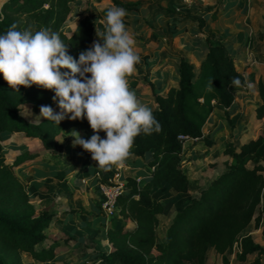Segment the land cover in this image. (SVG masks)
I'll list each match as a JSON object with an SVG mask.
<instances>
[{"label": "trees", "instance_id": "trees-1", "mask_svg": "<svg viewBox=\"0 0 264 264\" xmlns=\"http://www.w3.org/2000/svg\"><path fill=\"white\" fill-rule=\"evenodd\" d=\"M74 1L3 0L0 34L12 24H16L18 30L33 33L48 29L59 33L68 46V54L78 59L81 51L91 47L96 28L104 31L109 8L102 15L91 12L78 17L69 32L65 25ZM111 2L125 10L138 5L137 2ZM204 39V55L198 68L178 55L177 85L168 87L164 93L153 91L151 110L161 131L151 135L141 133L130 150L135 156L146 159L152 168L150 177L141 184L135 176L125 177L123 191L117 196V212L106 228L111 249L99 254L94 260L98 264H206L209 248L220 255L222 264H228L227 253L232 251L234 244L238 247L237 260L245 261L248 255L255 254L248 264L262 263L264 247L243 231L255 219L257 211L264 220V206H260L264 187V129L239 145L226 142L223 154L228 158L223 161V171L173 214L163 239L159 240L157 236L159 215L165 207L154 196V189L161 187L163 182L177 192L186 193L189 188V177L181 166L184 144L178 135L203 141L208 147L212 145V140L203 135L202 129L216 105L228 108L233 103L231 78L238 76L242 82L245 78L252 79L250 74L246 77L236 68L234 57L219 38L206 34ZM19 89V92L14 91L0 73V264H23L21 253L41 263L53 260L55 249L67 241L52 240L46 247L37 248L46 240L48 226L61 223V219L47 209L34 210L13 170L35 159L41 151L55 152V143L62 130L87 126L86 119L65 118L59 124L44 117L38 122L29 121L21 115V105H29L34 113L42 105L50 106L57 113L60 108L52 99L53 90L37 85H21ZM257 91L260 102L254 107V115L262 119V79L257 81ZM221 118L233 137L235 124L227 110ZM12 133L37 139L39 144L25 148L7 160L5 141ZM87 135L89 139L92 132ZM261 232L264 236V223Z\"/></svg>", "mask_w": 264, "mask_h": 264}, {"label": "crops", "instance_id": "crops-1", "mask_svg": "<svg viewBox=\"0 0 264 264\" xmlns=\"http://www.w3.org/2000/svg\"><path fill=\"white\" fill-rule=\"evenodd\" d=\"M118 1L138 3L133 9L126 10L127 14L123 18L126 30L135 41L134 52L139 56L134 73L127 79L129 89L134 91L137 99L149 108L154 106L153 91L164 93L168 87L177 85L178 55L184 56L195 68H198L204 55L206 34H213L219 38L226 50L234 57L236 68L244 76L247 77L249 74L252 76L250 81L247 80L254 85L252 89L246 84L240 88L231 86L235 96L233 103L228 108L216 105L209 115L202 132L212 140L211 147H206L203 141L196 139L185 142L181 166L189 177L187 192H191L189 198L175 204V213L224 169L220 161L214 160L217 164L212 168L207 164L201 168L197 166L196 170L191 163L184 165L185 153L188 154L187 156L195 155L199 161L205 158L207 149L210 152L212 146L216 147V137H221L220 147L223 149L227 140L235 139V144L239 145L264 129V118L258 119L254 115V107L260 102L257 81L259 79L264 81V0H208L205 3L198 0ZM74 4L77 6L76 9H83L84 14L97 12L102 15V12L108 8L119 7L113 5L111 0H75ZM74 11L73 5L71 12ZM93 40L103 43L96 34ZM225 110L235 124V133L231 138L228 126L221 118ZM38 116H40V108L36 113L27 115V119L38 122L43 118ZM73 130L78 131L84 139H88V132L93 134L88 121L87 126L64 129L57 137L55 152L41 151L35 159L14 168L29 195L31 204L41 210L56 212L61 219L60 224L67 225L70 230L69 235L74 237L68 241L69 245H65L68 250L65 249L60 254L55 251L56 258L53 262L56 259L68 261L73 255L83 261L95 260L102 251L111 249L106 237V228L111 218L107 220L101 213L98 181H106L108 176L118 171L122 180H125L127 175H131L140 178L138 183L141 184L150 177L152 170L145 158L137 157L131 152L123 166L113 165L108 170L99 168L89 152L79 145L72 146L73 138L68 133ZM99 134L102 138L106 136L103 131ZM15 139L21 142H14ZM29 139L32 138L25 137L21 133H12L5 143L12 144V148L18 153L24 148L38 146L37 139H32L35 145H29L27 142ZM193 180L196 181L194 184H192ZM165 187L170 189L169 193H174L170 186L163 182L161 187L153 191L154 196L160 201L163 198L157 195V191ZM260 206H264V187ZM165 211L159 215L157 228L159 240L163 239L165 229L174 214L165 218L162 224ZM251 223L252 221L249 225ZM161 227L162 232L158 234V229ZM251 233L252 231H247V234ZM233 247L235 252L238 251L236 244ZM205 263L222 264L221 257L213 248H209L205 255Z\"/></svg>", "mask_w": 264, "mask_h": 264}, {"label": "clouds", "instance_id": "clouds-1", "mask_svg": "<svg viewBox=\"0 0 264 264\" xmlns=\"http://www.w3.org/2000/svg\"><path fill=\"white\" fill-rule=\"evenodd\" d=\"M126 14L121 7L109 8L104 31L96 28L103 43L94 40L90 48L79 53L78 59L68 54L60 34L48 29L33 33L18 30L12 24L0 34L3 79L16 92L21 85L54 91L52 99L60 112L42 105L38 117L57 124L65 118L87 119L93 130L89 139L82 138L76 130L68 135L73 138V147L81 146L105 170L113 165L123 166L138 135L161 131L151 108L129 89L127 78L134 73L139 56L134 52L135 41L125 28ZM230 84L234 88L244 84L249 89L254 87L247 78L242 82L238 76L232 77ZM101 131L106 133L104 138Z\"/></svg>", "mask_w": 264, "mask_h": 264}, {"label": "rangeland", "instance_id": "rangeland-1", "mask_svg": "<svg viewBox=\"0 0 264 264\" xmlns=\"http://www.w3.org/2000/svg\"><path fill=\"white\" fill-rule=\"evenodd\" d=\"M2 2H3V0H0V6H1ZM83 4H82V6H84ZM74 7H75V11L74 12H76L77 14L74 15L73 14L74 12L73 13L70 12L69 17L67 18V23L65 25V29L67 31H69V32H71L73 30V28L75 27V24L77 22V18L78 17H82V16H85V15L89 14L88 12H87V14L82 13L83 9H81V10L76 9L77 6H75V4H74ZM20 113H22L24 117L28 118L27 115H30L31 113H34V112H31L30 106L25 104V105H21L20 106ZM15 138H17V137H15ZM216 138H217V139H215L216 140V142H215L216 143L215 144L216 147L212 146L213 148L210 149V152H209V149H207L208 150L207 154L206 155L204 154L205 158H202L199 161L196 159L195 155L187 156L188 154L185 153V155H184V165H187V164L191 163V164H193L195 166L196 170H197V166L199 168H201V166H205L207 164L210 165L209 166L210 168H212L215 164H217L216 161H220L221 164L223 165V161L225 160V158L227 159L228 156L223 154V149L224 148L221 149V147H220L222 145L221 137L219 136V137H216ZM29 140L27 141V142H29V145H35V141H33L32 139H29ZM16 141H20L21 142V140H18V139L14 140V142H16ZM228 141H231V140H227L226 142H228ZM232 142L235 144V139L232 140ZM11 145L12 144L5 145V156H6L7 160L12 159L15 156V154H17L16 151H15L16 149L12 148ZM235 145H237V144H235ZM22 147H24V146H22ZM206 147H208V146H206ZM210 147H211V145H210ZM218 147H220V148H218ZM208 160H210V161H208ZM214 160H216V161H214ZM187 161H188V163H187ZM13 171H14L15 175L17 176L15 169ZM17 178L19 179L18 176H17ZM194 182H196V181L193 180L192 184H194ZM171 190L174 193H169L170 189H168V187L161 188L159 191H157V195H160L163 198V200L161 202L165 205L164 207L167 208L165 213H164V215H163V217H162V224H163L165 218H168L169 216L172 215V213H174V209H176V205L175 204L177 202H182V200H186L187 198H189L190 192H191L190 191V192H187L185 195H181V194H183L182 192L174 191L172 188H171ZM174 194H178V195H174ZM29 201H30V198H29ZM33 208L37 212L41 211V209H38L37 207L33 206ZM73 211H71V212H73ZM53 214H55L54 217H56V218L59 217V215L56 212H53ZM263 223H262L261 214L256 212L255 219L246 228V230L243 231V234H247L248 230L252 231V233L250 235L253 237L254 241L260 243L264 247V236H263V234L261 232ZM161 230H162V227L158 229V234H161V232H162ZM69 231L70 230L67 227V225L63 226L60 223H51L48 226V228L45 230V232L47 234L46 235V240L43 241L41 244L37 245V248H39L40 246L46 247L52 240L66 239L67 241H65L64 244L62 243L60 246H58L55 249V251H56L57 254H60L65 249L68 250L67 247H65V245H69L68 241L74 238V237H71L69 235L70 234ZM233 246H235V244ZM234 252H235V247H232V251L227 254L228 264H248L255 257V254H251V255L247 256L245 261H239V260L236 259L235 255H234ZM20 256H21V261H22L23 264H98L96 261L91 260V259L83 261V260H81V258L79 259V258L74 257V255L70 259H68V261L64 260V259H61V260L56 259V261H54V262H53V260H49V263L48 262L47 263L46 262L41 263V262L33 259L31 256L26 255L24 253H21ZM56 262H58V263H56ZM261 264H264V257L262 258V263Z\"/></svg>", "mask_w": 264, "mask_h": 264}, {"label": "built area", "instance_id": "built-area-1", "mask_svg": "<svg viewBox=\"0 0 264 264\" xmlns=\"http://www.w3.org/2000/svg\"><path fill=\"white\" fill-rule=\"evenodd\" d=\"M205 3L208 0H198ZM186 2V0H185ZM178 139L183 144L190 140L186 135H178ZM140 178L136 177V181L139 182ZM125 180H122L121 174L115 171L112 176H108L106 181L99 180L97 188L101 196L100 208L101 213L105 219L112 218L117 212V196L123 191Z\"/></svg>", "mask_w": 264, "mask_h": 264}]
</instances>
